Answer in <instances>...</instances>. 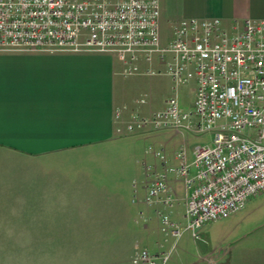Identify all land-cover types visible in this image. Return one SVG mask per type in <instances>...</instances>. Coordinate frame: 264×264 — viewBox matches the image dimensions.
<instances>
[{
    "label": "crops",
    "instance_id": "crops-1",
    "mask_svg": "<svg viewBox=\"0 0 264 264\" xmlns=\"http://www.w3.org/2000/svg\"><path fill=\"white\" fill-rule=\"evenodd\" d=\"M160 3L161 27L174 28L187 18L264 20V0ZM161 37L163 45L171 40ZM149 68L157 73L147 74ZM190 85V103L181 100L188 86L180 90L186 110L194 105L195 84ZM171 92V77L158 57L151 65L141 62L139 74L125 76L122 64L104 53L0 52V264H37V241L133 239L136 230L143 247L155 253L164 251L163 241L149 239L163 233L164 242H176L178 237L163 231L157 211L184 224L182 177L169 173L172 210L145 201L151 176L144 165L162 170L158 152L165 167L179 165L169 144L158 140L170 131L121 136L114 121L117 109L125 108V120L134 111L162 109ZM145 137L156 139L161 150H145ZM246 207L222 220L245 217ZM211 224L202 232H210ZM199 252L185 264H264V234H228L208 253Z\"/></svg>",
    "mask_w": 264,
    "mask_h": 264
},
{
    "label": "built area",
    "instance_id": "built-area-1",
    "mask_svg": "<svg viewBox=\"0 0 264 264\" xmlns=\"http://www.w3.org/2000/svg\"><path fill=\"white\" fill-rule=\"evenodd\" d=\"M104 53L122 64L123 74L140 73L158 57L172 80L164 107L148 114L114 113L121 136L171 131L210 134L211 144L185 150L179 165H144L151 176L146 202L175 206L169 173L182 177L185 223L157 211L163 231L195 240L211 223L242 211L264 193V20L187 18L162 44L160 0H0V52ZM149 75L157 72L149 68ZM195 84L192 109H184L180 90ZM151 149V148H149ZM169 254L136 244L129 264H166ZM211 264H219L208 259Z\"/></svg>",
    "mask_w": 264,
    "mask_h": 264
},
{
    "label": "rangeland",
    "instance_id": "rangeland-1",
    "mask_svg": "<svg viewBox=\"0 0 264 264\" xmlns=\"http://www.w3.org/2000/svg\"><path fill=\"white\" fill-rule=\"evenodd\" d=\"M161 33L164 38L172 37L173 26L164 23L161 27ZM186 88L189 90L182 93L181 100L184 103H190L193 85H188ZM161 92L159 91V96ZM187 95L189 96L187 97ZM158 140L169 144L171 154L176 155L184 149L186 156L189 158L197 146L211 144L212 137L210 134L194 136L190 133L180 134L170 131L160 134ZM157 143L158 141L153 137H145L141 145L145 150L150 146L161 150L160 145H157ZM261 204H264V193L248 202L245 217L216 221L217 223L211 224L212 230L210 232L203 231L201 233L202 240H195L189 232H185L178 237L176 242L172 237L164 242L163 233L149 239V241L155 245L159 243L158 238L163 241L164 251L159 253L166 252L169 254V260L166 264H185V260L190 255H195L197 251H200L201 254L208 253L216 243L227 238L228 234L234 238L240 235L249 236L251 239L259 234H264V208L258 207ZM155 230L157 231V227ZM226 243L227 241H225ZM136 244L143 246L137 237L136 230L133 239L37 241L38 251L42 253L38 254L36 260L37 264H129L130 255ZM49 249L53 250L52 255H47L46 252ZM25 259L23 262H25ZM204 263L211 264L208 260H205Z\"/></svg>",
    "mask_w": 264,
    "mask_h": 264
}]
</instances>
